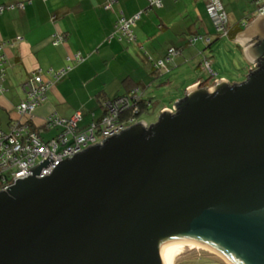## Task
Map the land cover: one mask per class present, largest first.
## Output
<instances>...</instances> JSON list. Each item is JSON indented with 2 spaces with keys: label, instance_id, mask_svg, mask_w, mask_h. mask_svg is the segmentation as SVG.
Returning a JSON list of instances; mask_svg holds the SVG:
<instances>
[{
  "label": "water",
  "instance_id": "95a60500",
  "mask_svg": "<svg viewBox=\"0 0 264 264\" xmlns=\"http://www.w3.org/2000/svg\"><path fill=\"white\" fill-rule=\"evenodd\" d=\"M255 70L197 84L130 126L0 192V264H170L198 244L264 264V13L239 37Z\"/></svg>",
  "mask_w": 264,
  "mask_h": 264
},
{
  "label": "crops",
  "instance_id": "0c3cea01",
  "mask_svg": "<svg viewBox=\"0 0 264 264\" xmlns=\"http://www.w3.org/2000/svg\"><path fill=\"white\" fill-rule=\"evenodd\" d=\"M208 1L163 0L161 7L146 10L149 0H0V8H4L0 13V44L6 42L8 45L4 48L8 62L5 75H0V89H5V93H0V129L7 130L21 118L17 106L27 98L26 84L35 75H41L51 84L46 100L32 115L35 125L40 126L38 132L46 139L52 137L47 135L53 130L44 129L49 116L68 120L81 112L79 126L82 129L106 114L108 101L128 95L133 88L143 90L149 108L155 106L157 96L148 94L154 92L155 87H168L166 83L160 84L163 81L156 84L154 78L162 75L160 70L164 74L168 71L155 64L165 60L170 48L179 49V53L167 63L168 70L177 67L187 71L182 65L190 59L198 68L204 69V59L198 60L205 55L200 54L217 39ZM222 1L229 14L230 31L240 28L231 39L241 49L243 68L249 73L253 64L239 37L260 14L261 0ZM252 2L256 7L253 8ZM235 4L238 5L237 12L233 9ZM136 14H140V19L131 26L135 41L131 42L124 34L122 38L113 34L122 16L133 18ZM179 16H190L192 24H176ZM172 29L178 32L174 34ZM187 29L190 34L185 33ZM57 31L66 36L65 44L53 43L52 36ZM193 36H203L202 41L207 45L201 47L197 44L199 41L190 43L189 38ZM162 37L168 40L158 49ZM191 46L194 47L188 49ZM80 53L81 60L76 55ZM62 70L65 71L59 73ZM186 77L190 78L185 91L202 81L195 73ZM220 79L241 82L225 76L215 78ZM178 98L172 99L173 104L179 101ZM168 108L172 107L164 105L161 110Z\"/></svg>",
  "mask_w": 264,
  "mask_h": 264
},
{
  "label": "built area",
  "instance_id": "2783aa9c",
  "mask_svg": "<svg viewBox=\"0 0 264 264\" xmlns=\"http://www.w3.org/2000/svg\"><path fill=\"white\" fill-rule=\"evenodd\" d=\"M151 6L161 7L163 0H149ZM109 5L108 7H110ZM4 8H0V13ZM259 13H264V0L259 4ZM208 12L213 20L217 31L227 33L229 29V15L220 0H210L208 2ZM140 18L136 14L133 18L122 16L119 20V28L123 34L130 39H134L131 26ZM203 39V36H194L191 43ZM62 36H57L54 43H60ZM3 42L0 44V52L3 50ZM171 49L170 51H174ZM78 58V55H77ZM3 57L0 55V66ZM158 66H165L164 61L157 62ZM206 66L210 69V63ZM257 68V64L252 66V70ZM50 83L44 81L41 75H35L26 84L28 96L18 106L17 111L21 118L16 120V124L11 127L10 133L0 131V192L8 190L18 179L33 175L28 170L41 164L42 161L51 158L54 162L42 170L38 177L50 175L57 164L65 159L73 158L93 145L104 143L108 138L116 136L138 123V117L128 116L121 119L125 110L134 108V113H138V101L141 99L139 88L133 89L128 95L118 97L106 103L107 112L98 121L91 122L84 128H80L79 121L82 113L78 112L73 118L64 119L56 115L46 118L45 128L51 130L54 127L62 128L61 132L49 139L44 138L39 132L30 128L29 123L33 120L32 115L37 107L46 100V93L50 88ZM4 89H0L3 92Z\"/></svg>",
  "mask_w": 264,
  "mask_h": 264
},
{
  "label": "rangeland",
  "instance_id": "374dc122",
  "mask_svg": "<svg viewBox=\"0 0 264 264\" xmlns=\"http://www.w3.org/2000/svg\"><path fill=\"white\" fill-rule=\"evenodd\" d=\"M249 5V4H248ZM253 5V2H252ZM234 7V6H233ZM256 7L253 5V8ZM156 9V8H155ZM235 12H237L238 5L235 4V8H233ZM239 13V12H238ZM242 11L240 12V14ZM56 17V16H55ZM54 17V18H55ZM242 17V16H240ZM140 19V18H139ZM176 24L179 23V25H191L192 24V19L190 16H187V18L179 16L176 19ZM230 24V22H229ZM118 28V29H117ZM116 32L113 34H118L120 37H123V31L117 27ZM186 34H190L189 29L184 30ZM171 32L176 34L178 31L172 29ZM170 32V33H171ZM57 36H62L63 40L60 43L55 44L54 39ZM184 38L186 36L184 35ZM191 38V37H190ZM189 38V39H190ZM53 43L55 45L59 44H65L67 42V38L64 34L61 32L57 31L53 36H52ZM131 42L135 41L134 39H129ZM161 43L157 45V48L160 49L162 45L165 43L168 39L165 37H162ZM203 39H199L197 44L201 47L206 46V42L202 41ZM197 45V46H198ZM8 46L7 43L3 44V49ZM196 46V45H195ZM169 47V46H167ZM194 47V46H193ZM188 47V49L193 48ZM175 48V47H174ZM206 48V47H205ZM169 48H167L168 50ZM179 53V49H175L174 51H170V55L173 56L174 54ZM188 53V52H187ZM78 55V59H83L81 53L76 54ZM200 55H205L208 56L209 59H211L209 62L210 63V69L204 67V69L198 68L196 63L191 62L193 59H190L188 62H186L184 65L185 69L178 68L176 67L175 69H172L171 71L168 70V67H164L168 72L163 73L162 70V75L159 76V78H154L156 84H159L161 81H163L160 84L166 83L168 84V87L166 86H161V87H155L154 92H151V94L148 95H156L157 98L155 99L157 102L155 106L149 108L146 112L142 113L141 115L138 116V121H143L148 124H153L156 123L162 114L164 110H161L162 106L168 105L169 107H174L176 101L173 100L175 97H179L178 100L182 99L184 95L186 94V91L184 90L186 87V84L188 83V78L186 77L188 74H197L201 77L202 80H206L209 78H215L217 77H228L231 81H244L246 79V74L248 73L246 68H243L244 61L242 59V52L241 49L239 48L238 44L235 43L230 37L225 36V35H218L216 41L210 46L204 49L203 53ZM201 57L199 61L203 60L204 57ZM199 56H196V58ZM69 59V58H68ZM197 62V64H198ZM206 63V62H205ZM204 63V64H205ZM196 65V67H195ZM69 68V66L67 67ZM4 69V68H3ZM184 70V71H182ZM65 70H62L59 73H63ZM197 71V72H196ZM4 70H0V73H4ZM178 73V74H177ZM184 81V82H183ZM216 81V80H215ZM164 85V84H163ZM5 93V92H3ZM11 96H19L18 93H10ZM155 96V97H156ZM178 102V101H177ZM140 101H138V108L140 107ZM128 110H125L124 113H126ZM131 116V115H129ZM19 120V119H18ZM81 127V126H80ZM62 128L54 127L51 133L48 136H54L57 135L61 132ZM174 264H229L227 263L223 258L219 257L216 253H213L209 249L203 248V247H198L196 245H189L187 247H184L180 250L179 254L175 258V263Z\"/></svg>",
  "mask_w": 264,
  "mask_h": 264
},
{
  "label": "trees",
  "instance_id": "16d2710c",
  "mask_svg": "<svg viewBox=\"0 0 264 264\" xmlns=\"http://www.w3.org/2000/svg\"><path fill=\"white\" fill-rule=\"evenodd\" d=\"M210 1V0H209ZM208 1V2H209ZM221 2H222V4H223V6H224V8H225V5H224V3H223V1L222 0H220ZM152 7H154V6H151V4L149 3L148 4V7L146 8V10H149V9H151ZM152 9H155V8H152ZM225 10H226V8H225ZM227 11V10H226ZM228 13V12H227ZM229 15V14H228ZM216 28V27H215ZM238 30H240V28L239 29H237V30H235V31H233V32H231L230 31V28L227 30V33H224V32H219V31H217V29H216V31H217V36L218 35H225V36H228V37H230V38H234V36H235V34L238 32ZM194 37V36H193ZM193 37H191L190 39H189V42L191 43V39L193 38ZM204 39V38H203ZM198 41V40H197ZM196 41V42H197ZM210 41V40H209ZM195 42V43H196ZM171 49H177V48H174V47H172V48H170L169 50H171ZM0 55L3 57V59H2V61H1V63H2V65L0 66V70H4L5 68H6V64L8 63L7 62V58H6V56H5V53H4V49L0 52ZM175 58V56L174 57H172V56H170V54H169V52H168V56L166 57V58H164L165 60H162V61H164V63H165V65L167 66V63L168 62H171L173 59ZM166 59H168V60H166ZM211 59H209V57H205L204 58V60H203V65H204V67H206L207 68V66H206V63L205 62H211L210 61ZM157 62H159V61H156V66H158L157 65ZM205 63V64H204ZM4 68V69H3ZM0 75H2V76H4L5 74L4 73H0ZM214 83H215V81L214 80H212L211 78H209V79H206V80H202L201 81V84L203 85V86H212V85H214ZM133 89H135V88H133ZM132 89V90H133ZM131 90V91H132ZM130 91V92H131ZM3 92H5V89H4V91ZM3 92H0V93H3ZM139 93H140V95H141V99H140V107L138 108V113L137 114H135L134 113V108H130L124 115H123V117H121V119L120 120H124V119H126V117H128L129 115H131V116H136V117H138L139 115H141L142 113H144V112H146L148 109H149V106H150V103H149V100L148 99H144V92H143V90L141 89V88H139ZM127 95V94H126ZM185 96V95H184ZM13 124H16V121L15 122H13L12 124H10V126L8 127V129L7 130H5V129H0V131H2V132H4V133H10L11 132V127L13 126ZM29 125H30V128L32 129V130H34V131H39V127L40 126H38V125H35V123H34V120H32L30 123H29Z\"/></svg>",
  "mask_w": 264,
  "mask_h": 264
},
{
  "label": "bare ground",
  "instance_id": "6f19581e",
  "mask_svg": "<svg viewBox=\"0 0 264 264\" xmlns=\"http://www.w3.org/2000/svg\"><path fill=\"white\" fill-rule=\"evenodd\" d=\"M193 245H196V246H198V247H202V246H200V245H198V244H193ZM180 250H181V249H179V250H177V251H175V252L173 253V256H172V258H171L170 264H174V263H175V258H176V256L179 254Z\"/></svg>",
  "mask_w": 264,
  "mask_h": 264
}]
</instances>
